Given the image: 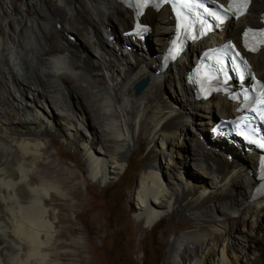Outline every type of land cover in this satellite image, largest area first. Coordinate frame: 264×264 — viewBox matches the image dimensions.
<instances>
[{
    "label": "bare ground",
    "instance_id": "1",
    "mask_svg": "<svg viewBox=\"0 0 264 264\" xmlns=\"http://www.w3.org/2000/svg\"><path fill=\"white\" fill-rule=\"evenodd\" d=\"M263 9L264 0H252L225 37L239 41ZM131 18L119 0H0V264H62L69 253L61 245H80L63 237L49 204L72 199L80 182L51 149L52 135L81 152L78 168L100 185L119 178L136 144L146 151L130 195L137 230L190 212L168 264H264L260 154L213 134L234 106L220 96L197 100L184 83L207 44L189 43L161 68L175 24L169 9L146 10L152 30L143 38L122 34ZM249 57L264 80V50Z\"/></svg>",
    "mask_w": 264,
    "mask_h": 264
},
{
    "label": "rangeland",
    "instance_id": "2",
    "mask_svg": "<svg viewBox=\"0 0 264 264\" xmlns=\"http://www.w3.org/2000/svg\"><path fill=\"white\" fill-rule=\"evenodd\" d=\"M150 39L154 45V34ZM184 61L186 63V59ZM49 139L53 140L51 149L60 153L61 162L76 168L80 179L78 189L71 194L72 199H59L57 203L49 201L50 207H55L63 218L62 222H57L63 237L68 241L71 238L80 240V245H61L60 251L69 253L61 263L168 264L174 234L186 230L190 212L185 209L173 210L162 215L151 229L137 230L134 202L130 195L145 164L141 157H145L146 151L138 153L136 144L119 178L100 185L87 179L86 174L83 176L79 168H83L84 157L78 149L64 145L56 136H49ZM187 147L185 152L189 153L191 148ZM77 158L80 159L79 166L76 164ZM234 219L238 220V215ZM166 229H169L168 233ZM6 245L10 246L9 243ZM49 263L54 262L49 260Z\"/></svg>",
    "mask_w": 264,
    "mask_h": 264
},
{
    "label": "snow or ice",
    "instance_id": "3",
    "mask_svg": "<svg viewBox=\"0 0 264 264\" xmlns=\"http://www.w3.org/2000/svg\"><path fill=\"white\" fill-rule=\"evenodd\" d=\"M248 3H249V0H240V2L238 4V7H237V10L240 11L241 14H243V11L247 8ZM217 19H219V17H217ZM246 35H247V33H246ZM260 35L261 36H264V32H261ZM252 50H255V49H252ZM170 55H171V58H175L176 53L175 52H172ZM236 55L239 56V53H236ZM218 63H220L221 65H223V62L222 61H219ZM219 70L221 72H224L225 71V68L223 66H221ZM242 76H243V74L241 73V78H242ZM261 96L264 97V91L261 92ZM262 103H264V100H262ZM252 111L256 112L257 109L254 108V109H252ZM258 115H259V118L262 121H264V111H259L258 112ZM254 143H259V146L261 148H264V142L254 141Z\"/></svg>",
    "mask_w": 264,
    "mask_h": 264
},
{
    "label": "water",
    "instance_id": "4",
    "mask_svg": "<svg viewBox=\"0 0 264 264\" xmlns=\"http://www.w3.org/2000/svg\"><path fill=\"white\" fill-rule=\"evenodd\" d=\"M148 81L145 78L139 79L134 84V90L136 93H140L144 87L147 85Z\"/></svg>",
    "mask_w": 264,
    "mask_h": 264
},
{
    "label": "trees",
    "instance_id": "5",
    "mask_svg": "<svg viewBox=\"0 0 264 264\" xmlns=\"http://www.w3.org/2000/svg\"><path fill=\"white\" fill-rule=\"evenodd\" d=\"M115 29L117 30V27Z\"/></svg>",
    "mask_w": 264,
    "mask_h": 264
}]
</instances>
